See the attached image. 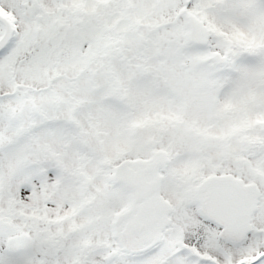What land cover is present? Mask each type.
<instances>
[{
  "label": "snow or ice",
  "instance_id": "snow-or-ice-1",
  "mask_svg": "<svg viewBox=\"0 0 264 264\" xmlns=\"http://www.w3.org/2000/svg\"><path fill=\"white\" fill-rule=\"evenodd\" d=\"M0 264H264V0H0Z\"/></svg>",
  "mask_w": 264,
  "mask_h": 264
}]
</instances>
